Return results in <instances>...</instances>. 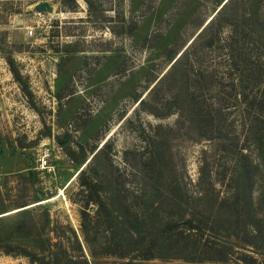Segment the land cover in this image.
<instances>
[{
    "label": "rangeland",
    "instance_id": "obj_1",
    "mask_svg": "<svg viewBox=\"0 0 264 264\" xmlns=\"http://www.w3.org/2000/svg\"><path fill=\"white\" fill-rule=\"evenodd\" d=\"M186 48L211 85L228 52L247 59L225 83L226 104L218 86L200 91L212 104L201 118L180 83L151 91ZM262 98L264 0H0V237L18 221L47 235L69 223L90 264L106 260L93 254L102 246L126 247L108 258L122 263L264 264ZM91 195L107 204L104 223ZM6 238L38 252L30 238ZM178 249L193 261L172 257ZM0 264L32 263L0 251Z\"/></svg>",
    "mask_w": 264,
    "mask_h": 264
},
{
    "label": "trees",
    "instance_id": "obj_2",
    "mask_svg": "<svg viewBox=\"0 0 264 264\" xmlns=\"http://www.w3.org/2000/svg\"><path fill=\"white\" fill-rule=\"evenodd\" d=\"M229 1H227V4ZM217 17L212 18L209 20L208 24L204 26L203 30L205 28L209 29L211 28L214 23L216 22ZM217 39L215 40L214 36L213 38L208 41V45L211 46ZM228 46L229 41H225ZM237 51L245 54L242 48H238ZM189 50L187 51V48L177 57L173 58V63L171 66L173 67L170 71L165 72L157 81L156 83L152 86L151 91L152 93L157 92L159 85L166 80H172L173 83H180V89L190 94V99L188 100L190 104V109L191 112H194V114L199 115V117L202 115V108L204 105H207L209 108L208 110L210 111L212 104L211 103H206L207 100L202 99V92L203 90H207L206 87L208 86H218L220 93L216 95V97L221 98L224 104L227 103L228 98H229V93H227L228 89V84L234 87L236 83L235 76H239V74L243 73V69L240 68L241 64H244V62L247 59L241 60L238 59V57L234 56L232 52H228L226 54V59H227V67L222 70V72L215 71L216 73L214 76L218 75L219 77L214 79L215 84L211 85V82H203L205 80V70L201 69V67H195L196 63L190 59V54ZM214 67V64H213ZM260 71L257 72L259 74ZM256 74V73H255ZM223 76V77H221ZM202 80V83H201ZM231 82V83H228ZM228 83V84H225ZM218 89V88H217ZM219 95V96H218ZM172 100H175L177 96L173 95L172 97H169ZM142 100V99H141ZM140 100V101H141ZM264 98H262L260 101H257L256 106L257 111L261 112V104L263 103ZM172 108V107H168ZM201 118V117H200ZM105 145V142L103 143ZM81 150H83V147H80ZM84 161V160H83ZM87 167L89 169H92L93 165L88 164ZM86 170L82 169L79 174H78V183L79 186L82 187L83 185L87 186L88 182L85 181L83 178L84 175L86 174ZM122 189L118 187L117 191V196L115 198V201L118 202V206L120 211L123 213H127L131 208H134L132 202L126 201V198L120 194ZM86 204L89 203H94L96 205V210H95V215L94 219H100L105 213L106 209H108L106 206L107 204L101 199V197H98L97 195H91L87 196L85 200ZM156 209L161 211L158 206H156ZM89 217V213L86 210H81V219H82V230L85 235V240L91 243V235L89 234V230L84 223L85 219ZM47 218L49 220V217L47 215ZM103 223L107 220L105 216L102 217ZM50 221V220H49ZM128 230H129V237L133 241V244L140 243L142 241L141 235L139 233V230L134 227V223L132 220L128 221ZM189 228H197V227H192V223L188 222L187 223ZM196 226V225H195ZM41 229V228H40ZM36 227H34L32 224H28L25 221H18L13 225L9 231L6 232L3 237H0V251L4 252L5 254H10V255H18L22 254L28 257V260L32 264H90L89 260L83 253V246L76 234V231L74 228L69 224H60L58 222H54L52 227L49 229V235L47 233L42 232V229L40 230ZM27 237L32 239V241L35 243V247L37 248L38 252H34L27 247H23L18 245L17 243H13L12 241H9L6 237ZM176 237V235H173ZM172 236V237H173ZM136 237V238H134ZM51 238H54L52 241ZM122 248V249H121ZM119 249H115L116 251H113L111 247L109 246H102L100 247V251L98 253L93 252L95 256H100L104 257L106 260L102 261H96L94 264H131V261H127L125 263H122V261H116V260H108V258H116V259H122L126 255V251L122 250H127L125 249L126 247H121ZM177 248V247H174ZM171 250V248H170ZM179 250V249H178ZM182 249L176 253L175 251H171L172 257L175 258H182L181 260L186 261V262H191L193 261L190 259L191 257L184 256V255H179L181 254ZM128 252V251H127ZM99 254V255H97ZM149 257H143L144 259H150L153 256L148 255ZM251 264V263H248Z\"/></svg>",
    "mask_w": 264,
    "mask_h": 264
},
{
    "label": "built area",
    "instance_id": "obj_3",
    "mask_svg": "<svg viewBox=\"0 0 264 264\" xmlns=\"http://www.w3.org/2000/svg\"><path fill=\"white\" fill-rule=\"evenodd\" d=\"M33 31L32 29L28 30V33L31 34ZM50 159L48 157V154L43 152L42 154H40L39 156V164L42 168H47L50 164Z\"/></svg>",
    "mask_w": 264,
    "mask_h": 264
},
{
    "label": "water",
    "instance_id": "obj_4",
    "mask_svg": "<svg viewBox=\"0 0 264 264\" xmlns=\"http://www.w3.org/2000/svg\"><path fill=\"white\" fill-rule=\"evenodd\" d=\"M48 8V5L46 3H41L40 5L37 6V10L41 11ZM61 141V139H59Z\"/></svg>",
    "mask_w": 264,
    "mask_h": 264
}]
</instances>
